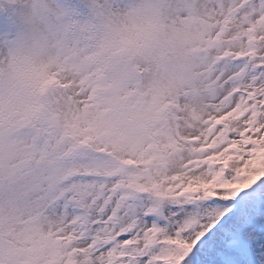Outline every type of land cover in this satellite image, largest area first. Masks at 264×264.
<instances>
[{"label":"snow or ice","instance_id":"6c2138e0","mask_svg":"<svg viewBox=\"0 0 264 264\" xmlns=\"http://www.w3.org/2000/svg\"><path fill=\"white\" fill-rule=\"evenodd\" d=\"M0 264H264V0H0Z\"/></svg>","mask_w":264,"mask_h":264}]
</instances>
